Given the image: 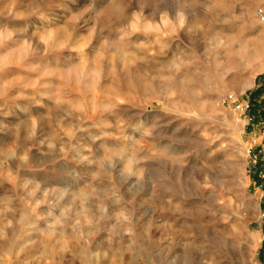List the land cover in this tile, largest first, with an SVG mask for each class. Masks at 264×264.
<instances>
[{"label":"rangeland","instance_id":"374dc122","mask_svg":"<svg viewBox=\"0 0 264 264\" xmlns=\"http://www.w3.org/2000/svg\"><path fill=\"white\" fill-rule=\"evenodd\" d=\"M263 86L264 0H0V264H264Z\"/></svg>","mask_w":264,"mask_h":264},{"label":"built area","instance_id":"2783aa9c","mask_svg":"<svg viewBox=\"0 0 264 264\" xmlns=\"http://www.w3.org/2000/svg\"><path fill=\"white\" fill-rule=\"evenodd\" d=\"M225 101L232 103L235 109L241 113H246L248 109L250 108V103L247 100L239 101L235 98V96H233V94H229L225 98ZM260 175L262 177L261 186L263 187V192H264V173ZM261 218H264V208L262 209V212H261Z\"/></svg>","mask_w":264,"mask_h":264},{"label":"crops","instance_id":"0c3cea01","mask_svg":"<svg viewBox=\"0 0 264 264\" xmlns=\"http://www.w3.org/2000/svg\"><path fill=\"white\" fill-rule=\"evenodd\" d=\"M256 139V136H254V140ZM255 141H257V140H255ZM261 140H259V142H260ZM258 143V142H257Z\"/></svg>","mask_w":264,"mask_h":264},{"label":"trees","instance_id":"16d2710c","mask_svg":"<svg viewBox=\"0 0 264 264\" xmlns=\"http://www.w3.org/2000/svg\"><path fill=\"white\" fill-rule=\"evenodd\" d=\"M260 89V88H259ZM264 89V86H263V88H262V90Z\"/></svg>","mask_w":264,"mask_h":264}]
</instances>
